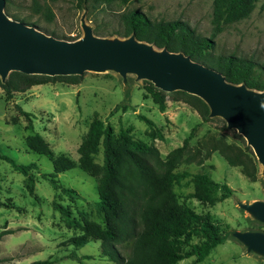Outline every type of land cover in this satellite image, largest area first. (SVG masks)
Returning a JSON list of instances; mask_svg holds the SVG:
<instances>
[{"label":"rangeland","instance_id":"374dc122","mask_svg":"<svg viewBox=\"0 0 264 264\" xmlns=\"http://www.w3.org/2000/svg\"><path fill=\"white\" fill-rule=\"evenodd\" d=\"M212 2L128 0L125 4L116 1L92 9L89 5L78 8L77 0H5L4 12L11 16L10 19L33 25L48 36L74 41L83 36L82 18L91 26L94 36L122 38L117 33L123 28L120 15L123 11L136 9L150 20L183 21L196 35L212 41L209 52L213 57L232 55L251 60L264 69V0H258L248 18L225 25L220 32H216L212 24ZM46 6L52 13L51 17L44 13ZM39 8L41 11L36 12ZM96 29L104 34H96ZM150 85L148 81H136L134 75H127L124 88L121 77L116 73L85 72L75 84L63 79H49L46 84L30 87L24 92H13L9 100L5 99L0 87L1 153L19 165L33 163L37 167L31 171L34 194L30 196L24 176L9 163L0 161V264H30L46 259L53 264H115L103 254L99 241H91L77 249L62 244L79 231L65 226L53 203L67 206L74 218L87 217L102 223V214L97 206L96 181L76 167L58 174L56 180L61 189L76 191L81 200L72 203L63 196L60 188L54 189L46 177L53 173L50 160L25 146L24 138L32 132L25 130L26 120L18 113L17 105L32 115L34 133L41 135L55 154H64L74 161L78 159L77 148L94 116L110 125L115 134L121 127L129 128L135 140L153 145L161 158L179 147L192 128L195 131L189 145L193 151L199 150L201 155L205 152L203 144L209 138L222 139L241 148L249 147L235 130L227 129L221 118L202 119L185 102L184 96L165 93L166 110L160 113L150 98ZM121 105L127 107L125 112L120 108L114 111ZM139 116L150 119L155 128L161 130L163 140L152 142L148 137L149 128ZM102 159L100 147L96 163L102 164ZM257 166L259 173L255 182L244 177L240 168L229 166L218 153H213L203 165L193 162L177 167V171L189 175L180 185L174 186L180 201L196 213L207 215L225 237V241L199 264H264V258L246 253L231 236L234 231L254 227V221L237 207V203L264 201V184L258 163ZM199 173L207 174L215 182L227 184L233 191L232 195L211 207L188 199L187 195L193 191L190 176ZM130 247L131 242L116 246L124 258H127ZM192 261L190 258L177 264Z\"/></svg>","mask_w":264,"mask_h":264},{"label":"trees","instance_id":"16d2710c","mask_svg":"<svg viewBox=\"0 0 264 264\" xmlns=\"http://www.w3.org/2000/svg\"><path fill=\"white\" fill-rule=\"evenodd\" d=\"M125 4L128 0H77L78 8L89 5L90 8L103 7L113 2ZM258 0H213L212 24L216 32L225 25L233 24L250 16ZM41 8L36 10L40 12ZM45 14L52 16L46 6ZM8 17H11L8 15ZM123 28L117 32L122 38L134 35L139 41L152 44L157 49L182 52L192 61L220 72L225 80L232 84H245L247 88L264 91V69L251 60L235 57H213L209 50L213 43L210 39L200 37L183 21H155L136 9L123 11L120 15ZM20 21V20H18ZM25 23L23 21H20ZM27 24V23H25ZM29 25V24H27ZM33 26V25H30ZM96 34H104L98 29ZM63 79L70 84L77 83L79 76L24 75L11 72L0 87L5 99L12 98L13 92H24L30 87L46 84L49 79ZM150 98L160 113L165 112V93L153 88L148 89ZM175 95L184 96L185 102L202 118L208 117V107L196 96L176 91ZM18 113L25 118V130L32 132L24 138L29 151L50 160L53 173L46 176L54 189H61L56 180L58 174L78 167L96 181L98 209L102 214V223L82 217L71 216L67 206L53 203L54 209L69 229L79 231L62 243L64 246L81 248L89 242L99 241L101 251L115 264H177L193 258L189 264L201 263L210 252L225 241L220 227L207 215L196 213L186 203L181 202L174 190L175 185L188 177L186 172L177 171L182 164L197 165L218 153L231 167L240 168L241 174L251 182L257 180L259 173L256 159L249 147H238L222 139L209 138L203 144L204 154L193 151L189 141L193 138L195 128L179 147L171 150L164 158L160 157L153 145L135 140L129 128H119L114 133L110 125L94 116L88 125L77 148L78 159L74 161L64 154H55L44 138L34 133L32 115L23 111L18 105ZM125 112L127 107L121 105L114 111ZM149 128L148 137L153 142L163 140L161 130L144 116L138 117ZM102 149V164L96 163V156ZM0 161L9 163L12 168L25 178V188L30 196L34 192L32 170L37 169L33 163L19 165L0 150ZM189 183L193 191L187 195L201 204L214 206L229 198L233 191L225 183L212 180L207 174L190 176ZM63 196L70 202L81 200V196L72 189H61ZM252 231L264 232V226L254 223ZM131 242L127 258L118 252L116 246ZM72 257V256H71ZM88 258V257H83ZM30 264H53L46 259Z\"/></svg>","mask_w":264,"mask_h":264},{"label":"water","instance_id":"95a60500","mask_svg":"<svg viewBox=\"0 0 264 264\" xmlns=\"http://www.w3.org/2000/svg\"><path fill=\"white\" fill-rule=\"evenodd\" d=\"M0 0V80L11 72L24 75L80 76L85 72H113L127 86V75L150 82L164 93L185 92L201 99L208 107V117L221 118L229 130L245 140L260 166L264 184V91L232 84L224 76L182 52L157 49L127 38H100L81 19L83 36L66 41L48 36L34 26L12 20ZM237 207L254 222L264 225V201L238 202ZM248 254L264 258V232L234 231Z\"/></svg>","mask_w":264,"mask_h":264},{"label":"clouds","instance_id":"9594fccd","mask_svg":"<svg viewBox=\"0 0 264 264\" xmlns=\"http://www.w3.org/2000/svg\"><path fill=\"white\" fill-rule=\"evenodd\" d=\"M260 106L264 108V101H261Z\"/></svg>","mask_w":264,"mask_h":264}]
</instances>
